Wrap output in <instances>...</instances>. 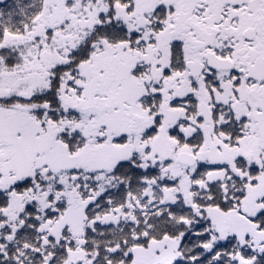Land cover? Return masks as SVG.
I'll use <instances>...</instances> for the list:
<instances>
[{
	"label": "snow or ice",
	"instance_id": "obj_1",
	"mask_svg": "<svg viewBox=\"0 0 264 264\" xmlns=\"http://www.w3.org/2000/svg\"><path fill=\"white\" fill-rule=\"evenodd\" d=\"M0 264H264V0H0Z\"/></svg>",
	"mask_w": 264,
	"mask_h": 264
}]
</instances>
